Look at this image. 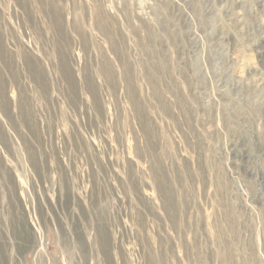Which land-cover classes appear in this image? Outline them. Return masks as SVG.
<instances>
[{"label": "rangeland", "instance_id": "374dc122", "mask_svg": "<svg viewBox=\"0 0 264 264\" xmlns=\"http://www.w3.org/2000/svg\"><path fill=\"white\" fill-rule=\"evenodd\" d=\"M0 264H264V0H0Z\"/></svg>", "mask_w": 264, "mask_h": 264}]
</instances>
